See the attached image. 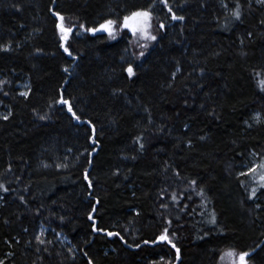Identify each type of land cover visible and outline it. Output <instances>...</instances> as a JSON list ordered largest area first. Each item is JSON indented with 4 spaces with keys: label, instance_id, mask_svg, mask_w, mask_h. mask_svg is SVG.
Segmentation results:
<instances>
[{
    "label": "trees",
    "instance_id": "trees-1",
    "mask_svg": "<svg viewBox=\"0 0 264 264\" xmlns=\"http://www.w3.org/2000/svg\"><path fill=\"white\" fill-rule=\"evenodd\" d=\"M153 4L146 49L119 22ZM167 4L184 19L160 0H0L2 264H219L228 250L264 264V169L238 173L251 153L264 161V3ZM105 19L118 21L116 38L87 31ZM166 228L176 248L157 240Z\"/></svg>",
    "mask_w": 264,
    "mask_h": 264
},
{
    "label": "snow or ice",
    "instance_id": "snow-or-ice-1",
    "mask_svg": "<svg viewBox=\"0 0 264 264\" xmlns=\"http://www.w3.org/2000/svg\"><path fill=\"white\" fill-rule=\"evenodd\" d=\"M160 2L163 3L164 6L166 8H168V11L172 13V19L173 20H183L184 19L183 16H177L175 14V12H173L172 8L168 6L167 0H160ZM257 2L264 3V0H257ZM153 8H154V4L153 5H149L148 8H136V9L130 11L128 14L123 16L122 21L119 22V27L120 28L130 29L134 36L139 34L141 39H144V40H147V41L156 40L157 37L155 35H152L151 32H150L151 21L153 19V11H152ZM239 8H240L239 3H237L236 9L232 12V15L236 19H239V17H240ZM55 15L57 17H59V19L61 21V23L57 24V28L60 30V33H61V37H60L61 44H60V47L63 48L65 53H67L68 55H72V53L70 52L69 48L66 47L64 45V43H63V41H66L68 39V34L72 31V29L71 28H67V27L64 26V24L62 23L64 18H63V16H61L60 13L57 12V13H55ZM117 23H118L117 20L105 19L103 21V23H101L99 25V30H104V31H106L108 33L109 37L115 38V26L117 25ZM81 27H83V25H81ZM160 27L163 28L164 25L161 24ZM87 31L91 32V33H96L98 31V29L93 27V28H88ZM0 47H5V46H0ZM144 47H147V45L145 44ZM143 54H144L143 52L140 53L141 56H143ZM64 70L66 72L68 71L67 68H65ZM124 71L127 73L128 77H130V78L135 75L132 64H129L128 67L126 69H124ZM177 71H179V68H177ZM173 75H175V73H173ZM257 75H259V73H257ZM0 83H3V81H0ZM259 84H260V86L262 88H264V79L260 80ZM116 91H119V90H116ZM21 95L27 97L28 96V92H23V93H21ZM57 103H60L62 105H67L68 106L67 107V111L69 113H71L72 117L75 118L76 120L80 119V117L77 116V114L73 111V108H72V105H71L70 101L64 99L63 96H61L60 100H58ZM258 115L259 114H257V116ZM3 118L5 120L8 119L7 116H5ZM45 118L46 117H41V119H45ZM88 123L90 124L91 122L89 121ZM92 131H93V133H95V126L94 125L92 126ZM89 139L90 140H94V137H89ZM136 139H137V142H139L141 138L137 137ZM201 139H203V137H201ZM140 147H141V149L143 148V144L142 143H141ZM89 155H91V154H89ZM89 162L91 163V160ZM57 167H60V165H57ZM257 167H259L261 169H264V161H262L259 165L253 164L252 167L247 169V173H241V175H247V174L254 173L256 171ZM84 179L86 181H88V186L92 187V183L89 180V173H88V169L87 168H85V170H84ZM257 180H258V182L260 184V187L264 188V172L260 173V175L257 177ZM191 183L195 184L196 181L193 180ZM0 187H3V185H0ZM255 194H256V189H253L252 195L254 196ZM161 195L163 196L164 193L162 192ZM172 199L175 200V199H177V197L174 195L172 197ZM161 207H167V205L162 204ZM93 210H95V206H93ZM88 215H89V219L91 220L92 219V213H89ZM212 222L215 223L214 215H213ZM92 230L93 231H104L103 229H98L96 227L95 223H93ZM167 233H168V229L166 228V229H164V232L157 237V240L158 241H167L169 244H172V241L169 239V236H168ZM107 235L108 236H112V235H117L118 236L119 233H113V232L109 231V232H107ZM36 239L40 240V237L37 236ZM121 239H123V238L121 237ZM145 243H147V242H145ZM135 247H139V245H135ZM172 247L176 248V245L172 244ZM176 252H177V259H179L180 250L177 248ZM232 254L233 253L230 251L229 255H232ZM249 255H250L249 252H244V251L239 252L237 264H248L247 257ZM0 264H2V262H0ZM89 264H91V261H89Z\"/></svg>",
    "mask_w": 264,
    "mask_h": 264
},
{
    "label": "rangeland",
    "instance_id": "rangeland-1",
    "mask_svg": "<svg viewBox=\"0 0 264 264\" xmlns=\"http://www.w3.org/2000/svg\"><path fill=\"white\" fill-rule=\"evenodd\" d=\"M116 28H115V38L117 37V32H116ZM72 32V31H71ZM71 32L68 34V37L70 36ZM128 34L130 35V39H133V42H136V44L141 45L143 48L149 49L154 43L153 41H147L144 39H141L139 34L137 35H133L130 29H127ZM150 32L152 33V30L150 28ZM59 34L61 36L60 30H59ZM111 38V37H110ZM114 39V38H111ZM147 45V47H144V45ZM132 52L129 50V54H131ZM133 55V54H132ZM16 87L19 90V94L23 93V92H28V87H29V83L27 81H23V82H19L17 83ZM257 114H259L258 112H253L251 114V118L250 120L247 122V125H253L256 124L260 121V115L257 116ZM8 115V111L6 110V107H0V117H5ZM253 164H257V160H256V156L254 153H251L250 156L248 157V161L246 163L240 164L239 165V172L238 173H245L247 172V169L252 167ZM49 231L48 227L45 226H40L38 228V231L36 233V236H39L40 239H43L46 237V233ZM53 238H49L54 244H56L57 246L63 247L65 249H67V251L69 252V254L71 255V257H75L77 252L74 248L71 247L70 242L68 241V239L62 235L61 233H56L54 231H50ZM229 250L228 251H222L220 254V263L219 264H237L238 261V255H235L234 253L232 255H229Z\"/></svg>",
    "mask_w": 264,
    "mask_h": 264
},
{
    "label": "water",
    "instance_id": "water-1",
    "mask_svg": "<svg viewBox=\"0 0 264 264\" xmlns=\"http://www.w3.org/2000/svg\"><path fill=\"white\" fill-rule=\"evenodd\" d=\"M98 29V31L96 32V33H100V32H102V30H99V28H97ZM91 33V32H90ZM91 34H94V33H91Z\"/></svg>",
    "mask_w": 264,
    "mask_h": 264
},
{
    "label": "bare ground",
    "instance_id": "bare-ground-1",
    "mask_svg": "<svg viewBox=\"0 0 264 264\" xmlns=\"http://www.w3.org/2000/svg\"><path fill=\"white\" fill-rule=\"evenodd\" d=\"M103 31V30H102ZM84 32H86V30H84Z\"/></svg>",
    "mask_w": 264,
    "mask_h": 264
}]
</instances>
